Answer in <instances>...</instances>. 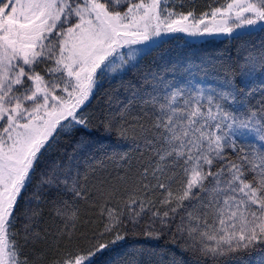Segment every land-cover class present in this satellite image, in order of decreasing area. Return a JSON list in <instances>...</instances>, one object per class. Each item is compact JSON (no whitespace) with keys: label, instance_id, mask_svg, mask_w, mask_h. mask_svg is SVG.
Listing matches in <instances>:
<instances>
[{"label":"snow or ice","instance_id":"1","mask_svg":"<svg viewBox=\"0 0 264 264\" xmlns=\"http://www.w3.org/2000/svg\"><path fill=\"white\" fill-rule=\"evenodd\" d=\"M178 7L175 0H0V264H92L146 216L145 236L171 231L196 264H253V253L264 264V36L245 41L235 58L143 71L130 47L175 32L244 29L237 38L251 37L264 32V0H227L199 18ZM113 81L98 112H85ZM101 128L127 150L98 146L91 137ZM62 135L75 137L71 152L41 170L23 227L13 232L19 197ZM135 153L147 159L137 157L134 168ZM117 193L127 194L123 207L101 206L98 235L111 240L93 235L86 251L45 261L40 245L72 240L81 201L107 203ZM41 205L55 232L35 230ZM133 253L144 250L118 253L109 264H140ZM147 255L162 264L164 254Z\"/></svg>","mask_w":264,"mask_h":264},{"label":"trees","instance_id":"2","mask_svg":"<svg viewBox=\"0 0 264 264\" xmlns=\"http://www.w3.org/2000/svg\"><path fill=\"white\" fill-rule=\"evenodd\" d=\"M227 0H175L176 4L183 3V8H177V11H184L187 7H196L199 6L203 10H211L212 8L221 7L226 4ZM126 7V5H125ZM231 35L232 38L220 39L216 41L212 40H203L201 38H196L190 40L185 39L179 32L169 33V35H163L162 37L156 40V43L151 47V51L147 55L140 54L139 56L135 53V59L131 63L137 64V68L141 71L147 68H156L165 63L168 64H188L191 62H199V59L205 56H232L235 58L237 56L238 50L244 45V42L251 40L256 42L260 39L261 36H264V32H256L251 37L248 35H243L240 38H237L238 33ZM121 52L127 57L128 51L127 48L121 49ZM40 70V69H38ZM133 73H129L125 79L130 78ZM113 81L112 85H109L107 82L103 86L99 87L96 90L95 96L91 98V103L85 109V112H98L99 108L103 105L105 99V92L109 90L110 87L115 85ZM97 142V145H103L107 152L116 151H126L127 145L118 141L115 135H107L103 132V129H96L93 132L91 137ZM75 141V137L60 136L58 138V144L50 152H46L44 156L41 157V162L37 166L36 172L33 175L31 184L27 186V189L23 191L22 195L19 197L16 215L17 220L15 222V228L12 229L13 232H18L24 224L23 214L25 209L28 208L29 198L31 197L34 186L37 182L41 170L45 167L46 164L50 163L53 160L60 158V153L62 151L71 152L72 144ZM103 153L97 152L96 155L99 157ZM141 157L140 159L146 160V156H141L140 153L134 154L133 167L136 165V158ZM114 165H110V168ZM115 174V173H113ZM154 196L157 194H153ZM51 199V197H48ZM127 199L126 193H117L113 196L107 203L104 200L99 201L96 204H93L91 201H81L80 209V222L77 226V230L72 238L69 241L67 238L57 241L55 244L48 243V250L44 254L45 261L61 259L65 253H76L80 250H87L92 243L96 241L91 240L90 238L93 235H97L99 242H106L111 240V236H99L98 234L102 232L104 228V219L101 215V206L108 208H119L123 207ZM90 203L89 207H86V204ZM43 208L42 217L35 222V230L43 232L48 229L52 231V227L49 223L45 222V219L50 215L49 208L46 205H41ZM163 209H161L162 211ZM51 217V216H49ZM177 223H179V217H177ZM151 221L149 217H144L139 221V224L135 227L132 224L128 223L127 227L123 230L127 232V237L124 241L120 242L118 246L112 248L111 250L105 251L102 254L96 256L92 264H109V261L114 258L118 253H123L125 251L139 250L143 249V255H135V258L139 260L140 264H149V259L147 253L149 251H156L158 253L164 254V259L162 264H172L173 260L176 264H196V258L192 255L191 252H185L181 250L180 244L173 243V233L164 229L161 232L159 238L147 237L144 235L145 231L150 230L149 225ZM157 228L159 225L157 223ZM173 229L175 225L171 226ZM50 228V229H49ZM54 232V231H52ZM78 237H86V239H77ZM19 239V237H17ZM48 241V240H47ZM47 243V242H46ZM41 244V245H45ZM40 245V246H41ZM25 252H29V249H25ZM60 256H59V255ZM256 253H253V264H255ZM160 257H154L152 264H159ZM201 264H213L211 260H202Z\"/></svg>","mask_w":264,"mask_h":264},{"label":"rangeland","instance_id":"3","mask_svg":"<svg viewBox=\"0 0 264 264\" xmlns=\"http://www.w3.org/2000/svg\"><path fill=\"white\" fill-rule=\"evenodd\" d=\"M130 47L133 48V49H137V48H138L137 45H132V46H130ZM128 51H129V48H128ZM138 158H141V157H138ZM91 202H92V201H91ZM85 206H86V207H89V206H90V203H89V204L87 203ZM49 216H51V215H48V216H47V218L45 219V222H46V223H49L50 226L52 227V228H51L52 231L55 232V230H56V225L54 224L52 218L49 217ZM77 226H78V225H77ZM49 229H50V228H49ZM56 242H57L56 240H53V239L49 238L48 241H47V243H46L45 245H41L40 248L43 250L44 254H46V252H47V250H48V247H49V246H48V243L55 244ZM58 242H59V241H58ZM42 244H44V243H42Z\"/></svg>","mask_w":264,"mask_h":264},{"label":"bare ground","instance_id":"4","mask_svg":"<svg viewBox=\"0 0 264 264\" xmlns=\"http://www.w3.org/2000/svg\"><path fill=\"white\" fill-rule=\"evenodd\" d=\"M59 255V254H58ZM60 256V255H59Z\"/></svg>","mask_w":264,"mask_h":264}]
</instances>
